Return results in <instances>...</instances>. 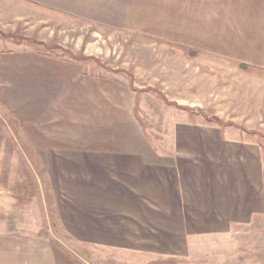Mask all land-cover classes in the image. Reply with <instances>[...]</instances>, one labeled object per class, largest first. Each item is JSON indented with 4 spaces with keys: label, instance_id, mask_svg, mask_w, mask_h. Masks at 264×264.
<instances>
[{
    "label": "rangeland",
    "instance_id": "1",
    "mask_svg": "<svg viewBox=\"0 0 264 264\" xmlns=\"http://www.w3.org/2000/svg\"><path fill=\"white\" fill-rule=\"evenodd\" d=\"M173 12L200 27L168 29ZM263 41L264 0H0V216L42 230L59 264L264 262L263 211L173 238L103 191L138 154L176 160L188 201L202 178L262 204L264 63L244 57ZM89 219L136 236H74Z\"/></svg>",
    "mask_w": 264,
    "mask_h": 264
},
{
    "label": "crops",
    "instance_id": "2",
    "mask_svg": "<svg viewBox=\"0 0 264 264\" xmlns=\"http://www.w3.org/2000/svg\"><path fill=\"white\" fill-rule=\"evenodd\" d=\"M189 13L191 20L194 16L200 19V16H196L198 13L194 14L193 10ZM176 14L177 12L174 17L173 12L169 16L168 23L171 27L168 29L177 27V24L181 28L188 29L200 27L194 25L193 21L177 17ZM207 23L203 21L202 25ZM248 55L249 57H244L245 60L264 63V47L261 48L260 45ZM121 159L122 181L119 189L113 182L111 188L105 186L104 195L110 200L108 202L106 199L105 205L111 207L119 205L121 212L131 215H128L129 221L136 224L147 222L148 228L151 224L153 230L163 231L166 236L187 239L194 237V233L198 236L225 229L228 231L234 222L249 220L257 211L264 212V202L260 205L251 203L252 199L247 190L244 195L242 191L234 189L225 200L220 198L222 196L220 191L211 189V198H209L210 187L208 184H203L202 178H200L201 188L197 191L196 201H188L192 192H186L185 187L188 182L190 185L192 182L187 179L185 172L180 171L176 160L174 165L171 163L162 165L159 160H149L147 156L138 154H125ZM101 173L108 175L105 171ZM106 180H111V177L107 176ZM62 220L65 223L63 215ZM76 222L81 224L73 234L76 237L99 238L102 241L114 242L115 238L136 236L133 230L127 231L132 234H127L126 229L117 230L120 233H115L114 228L108 231L102 230L91 223L90 219L88 227H85L86 222L81 223L77 220ZM73 229L74 227H70V230ZM44 236L40 229H17L15 222L0 216V264H59L54 248L43 239Z\"/></svg>",
    "mask_w": 264,
    "mask_h": 264
},
{
    "label": "trees",
    "instance_id": "3",
    "mask_svg": "<svg viewBox=\"0 0 264 264\" xmlns=\"http://www.w3.org/2000/svg\"><path fill=\"white\" fill-rule=\"evenodd\" d=\"M31 40V39H30Z\"/></svg>",
    "mask_w": 264,
    "mask_h": 264
}]
</instances>
